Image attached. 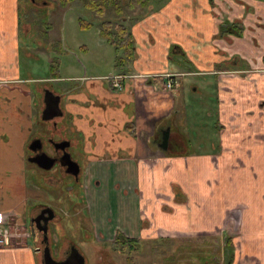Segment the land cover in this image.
<instances>
[{"label":"crops","instance_id":"obj_1","mask_svg":"<svg viewBox=\"0 0 264 264\" xmlns=\"http://www.w3.org/2000/svg\"><path fill=\"white\" fill-rule=\"evenodd\" d=\"M135 15V57L122 72L84 71L55 90L86 158L84 198L94 234L222 235L233 238V264H264V0H165ZM19 28L18 1L0 0V105L6 95L15 104L21 99L26 118H7L4 137L18 145L11 163L24 161L32 116L31 88L15 64ZM117 75L121 89L111 84ZM187 76L215 96L214 119L204 104V115L192 110L188 118L175 85ZM201 120L211 122L214 135L202 142ZM163 131L170 132L165 149ZM22 194L0 196V212L16 226L25 222ZM39 256L33 241L0 247V264H41Z\"/></svg>","mask_w":264,"mask_h":264},{"label":"rangeland","instance_id":"obj_2","mask_svg":"<svg viewBox=\"0 0 264 264\" xmlns=\"http://www.w3.org/2000/svg\"><path fill=\"white\" fill-rule=\"evenodd\" d=\"M17 1L20 33L15 64L17 65L18 76L23 80L22 85L33 90L47 86L61 92L62 85L66 82L70 83V81L65 80L70 75H84L86 74L84 71H87L88 74L111 73L110 75H112V73L122 72L126 67L117 66V59L122 56L121 50L99 35L102 18L90 11L82 0H72L66 7H62L57 0H47L49 3L46 5H42L43 1L46 0ZM164 2L165 0H149L145 7L137 5L134 10L125 6L123 8V20L126 22V26L129 30L131 29L135 23V13H147L150 6L159 7ZM113 14L110 10L105 17L117 18ZM52 61L56 65V74H53L55 69L52 67ZM189 79L193 81H188ZM175 82V85L179 87L180 94L183 96V102L188 106V118L191 116L192 110L197 116L199 114L204 115L205 107L201 106V104H204L209 108V112L214 119L215 105L213 100L215 96L212 97L206 93L198 78L193 77L192 79L187 76L185 79L179 78ZM192 84H198L199 89L195 91L196 93L189 90ZM33 97L37 102L35 105L32 103L34 101ZM33 97L30 98L33 109L31 107V110L29 107V109L26 108L30 110V116L32 115L29 137L44 135L49 129L47 123L41 119V113L38 110L39 93L34 91ZM4 99V102L0 105V146H2L0 148V196L10 198L12 193L23 191L24 194L21 197L24 198L23 201L28 206L35 202L44 201L57 213L58 219L56 223L50 224L52 228L50 247L53 256L56 258L61 247L64 248L69 243H73L83 253L86 264H98L99 253L97 247H104V244L100 245L97 242L98 236L93 233L94 227L90 223L86 211L83 188L76 187L74 190H69L68 188L73 185L72 179L70 177L61 179L62 170L58 165L53 166L49 171H44L36 168L32 163L19 159L17 163H11L15 160V151H17L18 145L14 146L15 141L7 144V138L4 137L7 134V132L5 134V131H8L11 127L7 118L10 117V113H20L22 115L25 108L19 107V103L23 102L21 99H18V102L16 101L18 104H15V101H12L11 97H7V95ZM10 102H14L13 107L9 104ZM183 104L176 105V109H181ZM22 116L25 120V116ZM18 123L21 124L19 121ZM208 123L211 122L201 120L196 124L198 131H201L198 139L200 142L207 140L209 135L214 136L207 129ZM69 127L71 126H68L70 134L72 130H69ZM8 145L13 146L12 151ZM79 147L75 148L73 144L69 149L74 160L79 161L82 173L86 158L82 155ZM44 149L48 152L52 151L48 144H45ZM9 161L10 163H8ZM54 179L59 180L60 183L58 185L52 184ZM6 210L7 208H5ZM21 230L22 228L19 227V230L15 229L14 232L19 234ZM174 239L170 242L171 245H168V242H160L161 246H165L162 248L165 250L161 255L158 253L154 257L151 250L145 248L143 253L138 254L137 252V254L132 255V258H129V264H155L157 261L161 262L158 264H166L167 262V264H198L200 258H207V254L211 258L219 255L222 245V239L216 234L181 235ZM147 242H143L142 245L151 248L153 245H151V242ZM28 243L31 244V241ZM107 248L108 257L117 264H126L125 259H123L124 256L117 255L110 250L111 247L108 245ZM166 257L172 258L168 261ZM209 259L208 263L210 262Z\"/></svg>","mask_w":264,"mask_h":264},{"label":"flooded vegetation","instance_id":"obj_3","mask_svg":"<svg viewBox=\"0 0 264 264\" xmlns=\"http://www.w3.org/2000/svg\"><path fill=\"white\" fill-rule=\"evenodd\" d=\"M31 1L34 2V0H31ZM48 3H49V1L46 0V1H43L42 5H46ZM19 23H20V20H19ZM117 76H121V75H117ZM170 89H167V90H170ZM34 91H36L40 95L38 110H39V113H41V119L47 123V125L49 126V129H48L47 133H44V135H40V136L32 135L30 137L28 135V140H27V143H25V147H24V151H27L24 154V161H26L27 163L28 162L32 163L36 168H39L40 170L42 169L44 171H47L46 169L40 168L37 165V163H34L30 160L31 157H35L37 155H40V153L45 152L52 159L53 158L55 159V161H54L55 163L53 166L58 165L59 168L62 170V174H61L62 178L61 179H63L64 177L65 178L70 177L72 179L73 185L71 187H69L68 189L74 190V189H76V187H82L83 188V197H84V189H85L83 186V183H84V173H83L84 167L82 169V173H83L82 174L79 161L74 160V158L72 157V155L70 153V149H69V147H71L73 144H74L75 148H78L79 147V140H78V138H75L73 131L69 134L68 126H71V125L69 123H67L68 121H67V118L65 117V113L62 111L61 96L58 92L53 90L51 87H47V86L38 87V89H34V90L31 89L30 90V92L32 93L31 97H33ZM47 93H50L51 95L56 96L60 99L59 105H58L59 110L50 109L51 111H48V114L58 113V115H55L51 119L44 120L43 114H44V110L46 108V102H45L44 98L46 97ZM33 100L34 101H32V103H33V105H35L37 102H36L34 97H33ZM52 103L53 102L51 101L50 102V108H51ZM63 124H66V125H63ZM69 128H70L69 130H72L71 129L72 127H69ZM69 135H72V136H69ZM169 135H170V132H168V131H163V133L161 134L162 139L159 141V144L161 145V147L163 149H165L169 146L168 145ZM37 140L39 141V146L34 147V149H33L31 147V144L35 143V141H37ZM66 140H68L70 142L69 146L65 147L66 152H68L70 154V158L79 165L78 176H74L73 174L67 172L66 167L62 166L59 162V159L61 158V156H63V154L65 153V150L56 148L55 143L65 142ZM45 144H48L50 146V149L52 150L51 152H48L47 150L44 149ZM51 169H49V170H51ZM57 179H54V182L52 184L55 183V185H58L60 182ZM23 207H24V213H25L24 214L25 215L24 224L16 226L15 224H12L8 221L9 226H11V237H10L11 241H10V243L12 241L14 242L16 239H17V241L19 239H24V241L27 243L30 241L31 242L33 241L36 244L37 250L40 253L39 260H40L41 264H46L45 256L48 254V252H50L51 258L54 262L55 261L56 262L57 261H64V260H66V259H68L74 255L77 256V254H78V255L83 256L85 264H86V260H85L83 253L73 243H71V244L69 243V245L64 246V248L61 247L60 253L58 254V256L56 258L53 256V252H52V249L50 247V244L52 241V237H51L52 228H51L50 224L56 223V221H58V219H57V213L52 210L51 206L46 204L44 201H40V202L32 203L29 206L24 203ZM45 210H50L52 212L51 214L54 215L53 218H49V213L45 212ZM12 212L14 213V214H12L13 216L14 215L17 216V214H15L14 211H11L10 213H12ZM0 213L2 214V212H0ZM26 221H27V223H26ZM143 225L148 226L149 221L148 220L144 221ZM19 227H21L22 230L19 232V234H16V232H14V230L15 229L19 230ZM219 236L222 239L221 240V244H222L224 236H222V235H219ZM174 238H177V237H174V236H169V237L168 236H156V237H147L144 239L143 238L128 237L120 229H117L112 233L111 236L107 237V235H106L105 238H99L98 237L97 242H99L100 245L104 244V247H97L98 248L97 251L99 253V255H98L99 263L98 264H117V262L113 261V259L108 257L109 253H108L107 245L109 247H111L110 250L114 251L117 255H121L122 257L124 256L123 259H125L126 264H129V262H128L130 260L129 258H132L131 256L134 254H137V252H138V254L140 252L143 253L145 248H147L148 250H151V253L154 255V257L158 253H160V255H161L162 253H164V250H165V249H162L165 246H163V245L161 246V243L162 242H164V243L168 242V245H169L170 242H172ZM230 238H232V237H230ZM126 239H128V240L132 239L134 241H131L129 243L128 241H126ZM146 241L151 242V245H153V246L151 248H149L150 246L149 247L143 246L142 245L143 242H146ZM233 245H234V242H233ZM220 249L221 250H219L220 251L219 255L212 256V258L208 257L209 255L207 254L205 264H224L225 255H224V251L222 249V245H221ZM234 253H235V245H234L233 254ZM171 258L172 257L167 258V260L169 261ZM208 259L210 260L209 263H208ZM234 259H235V254H234ZM234 259H233V261H234ZM158 263H161V262L160 261L155 262V264H158ZM232 264H233V262H232Z\"/></svg>","mask_w":264,"mask_h":264},{"label":"trees","instance_id":"obj_4","mask_svg":"<svg viewBox=\"0 0 264 264\" xmlns=\"http://www.w3.org/2000/svg\"><path fill=\"white\" fill-rule=\"evenodd\" d=\"M72 0H57L62 7H66ZM85 6L93 11L96 16L102 18L99 35L103 37L107 42L113 44L116 48L120 49L122 56L117 59V66L124 67L127 66L134 60L135 57V41L131 31L126 22L123 20L124 7L134 10L135 6L145 7L149 0H82ZM112 11L115 17H105L109 11ZM128 16V15H127ZM137 17V15H135ZM120 18V19H118ZM131 19V18H130ZM127 20V19H126ZM223 28V27H222ZM170 56V55H169ZM52 67L55 69L53 74H56V65L52 61ZM129 243L134 240H128ZM222 249L224 251V264H232L234 259V245L232 238L224 237L222 241ZM206 258H201L200 263L205 264Z\"/></svg>","mask_w":264,"mask_h":264},{"label":"water","instance_id":"obj_5","mask_svg":"<svg viewBox=\"0 0 264 264\" xmlns=\"http://www.w3.org/2000/svg\"><path fill=\"white\" fill-rule=\"evenodd\" d=\"M45 102H46V108L44 110V114H43V119L47 120V119H51L52 117H54L55 115H58V113H51L48 114V111H51L50 109H57L59 110V98L56 96L51 95L50 93L46 94V97L44 98ZM52 101V105L50 108V102ZM70 144V142L68 140H66L65 142H57L55 143V147L59 148V149H63L65 150V147H68ZM39 146V141H35V143L31 144V147L34 149V147H38ZM30 160L34 163H37V165L40 168L49 170L53 167L54 165V161L55 159L51 158L49 155H47L45 152L40 153V155H37L35 157H31ZM59 162L62 166L66 167V171L73 174L74 176H78V172H79V165L73 161L70 158V154L68 152H66L63 154V156H61V158L59 159ZM45 212L49 213V218H53V214H51L52 212L50 210H45ZM45 262L46 264H85L84 258L81 255L77 256H72L64 261H53L50 255V252H48V254L45 256Z\"/></svg>","mask_w":264,"mask_h":264},{"label":"built area","instance_id":"obj_6","mask_svg":"<svg viewBox=\"0 0 264 264\" xmlns=\"http://www.w3.org/2000/svg\"><path fill=\"white\" fill-rule=\"evenodd\" d=\"M112 85L116 88H122L121 80L123 76H115L112 78ZM173 85L170 77L164 81V88L170 89ZM11 226H9L8 220L5 219V215L0 213V247L7 245L11 239Z\"/></svg>","mask_w":264,"mask_h":264}]
</instances>
